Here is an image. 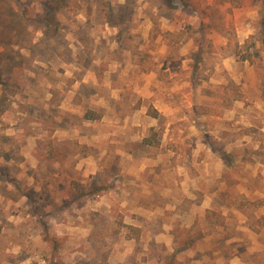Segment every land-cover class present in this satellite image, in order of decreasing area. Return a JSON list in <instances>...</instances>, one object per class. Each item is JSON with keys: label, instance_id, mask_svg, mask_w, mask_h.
<instances>
[{"label": "rangeland", "instance_id": "374dc122", "mask_svg": "<svg viewBox=\"0 0 264 264\" xmlns=\"http://www.w3.org/2000/svg\"><path fill=\"white\" fill-rule=\"evenodd\" d=\"M0 264H264V0H0Z\"/></svg>", "mask_w": 264, "mask_h": 264}, {"label": "trees", "instance_id": "16d2710c", "mask_svg": "<svg viewBox=\"0 0 264 264\" xmlns=\"http://www.w3.org/2000/svg\"><path fill=\"white\" fill-rule=\"evenodd\" d=\"M170 35H172V33H169ZM252 58H253V55L251 54V53H249V52H247V55H245V56H243L242 57V60H252ZM152 115L154 116V117H156V118H158L159 117V114H158V111H156V110H154V112L152 113ZM87 119H91L89 116L88 117H86ZM150 140H145V141H143V143H146V144H148V145H150V142H149Z\"/></svg>", "mask_w": 264, "mask_h": 264}]
</instances>
